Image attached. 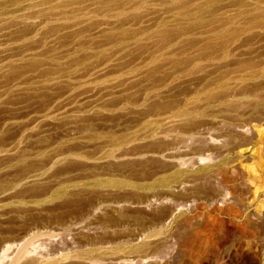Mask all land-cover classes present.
<instances>
[{
	"label": "rangeland",
	"instance_id": "374dc122",
	"mask_svg": "<svg viewBox=\"0 0 264 264\" xmlns=\"http://www.w3.org/2000/svg\"><path fill=\"white\" fill-rule=\"evenodd\" d=\"M0 264H264V0H0Z\"/></svg>",
	"mask_w": 264,
	"mask_h": 264
}]
</instances>
